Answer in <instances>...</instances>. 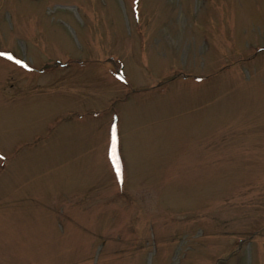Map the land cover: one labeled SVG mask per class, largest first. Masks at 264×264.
I'll list each match as a JSON object with an SVG mask.
<instances>
[{"label":"rangeland","instance_id":"rangeland-1","mask_svg":"<svg viewBox=\"0 0 264 264\" xmlns=\"http://www.w3.org/2000/svg\"><path fill=\"white\" fill-rule=\"evenodd\" d=\"M0 53V264H264V0H0Z\"/></svg>","mask_w":264,"mask_h":264},{"label":"snow or ice","instance_id":"snow-or-ice-1","mask_svg":"<svg viewBox=\"0 0 264 264\" xmlns=\"http://www.w3.org/2000/svg\"><path fill=\"white\" fill-rule=\"evenodd\" d=\"M0 55H5V54L4 53H0ZM6 58L10 59V60L13 59L11 56H7ZM15 62L18 63V64L21 63L20 61H15ZM21 66H24V65L21 64Z\"/></svg>","mask_w":264,"mask_h":264}]
</instances>
